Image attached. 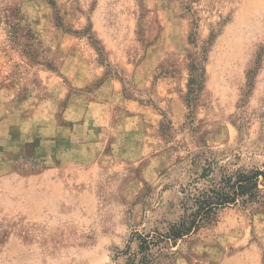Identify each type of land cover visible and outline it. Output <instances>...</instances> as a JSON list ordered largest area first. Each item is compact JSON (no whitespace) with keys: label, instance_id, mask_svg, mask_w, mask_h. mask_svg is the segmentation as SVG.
Returning a JSON list of instances; mask_svg holds the SVG:
<instances>
[{"label":"rangeland","instance_id":"rangeland-1","mask_svg":"<svg viewBox=\"0 0 264 264\" xmlns=\"http://www.w3.org/2000/svg\"><path fill=\"white\" fill-rule=\"evenodd\" d=\"M213 158L264 161V0H0V264H124ZM150 264H264V203Z\"/></svg>","mask_w":264,"mask_h":264},{"label":"trees","instance_id":"trees-1","mask_svg":"<svg viewBox=\"0 0 264 264\" xmlns=\"http://www.w3.org/2000/svg\"><path fill=\"white\" fill-rule=\"evenodd\" d=\"M202 52L205 53V49ZM199 65L196 58L191 59L186 95L188 107L202 88L205 71ZM199 179L204 185L196 183ZM183 200L186 202L183 201V213L161 232L135 233L136 250L131 252L129 246L121 251L124 264L155 262L178 240L210 224L217 212L226 206L247 207L264 203V161L260 165L229 169L226 162L219 164L215 158L206 159L198 178L185 188Z\"/></svg>","mask_w":264,"mask_h":264}]
</instances>
